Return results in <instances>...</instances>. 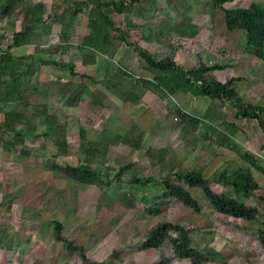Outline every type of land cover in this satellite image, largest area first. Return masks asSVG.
Instances as JSON below:
<instances>
[{"label":"rangeland","instance_id":"obj_1","mask_svg":"<svg viewBox=\"0 0 264 264\" xmlns=\"http://www.w3.org/2000/svg\"><path fill=\"white\" fill-rule=\"evenodd\" d=\"M43 1L48 11L54 5L63 8V0ZM253 2L264 4V0H237L236 3L249 6ZM234 5L228 4L226 7L232 8ZM186 16L192 18L197 26L194 36L190 33L184 38L176 33H166L169 28L172 30L175 23L184 22ZM111 17L123 30L129 28L130 20L134 24L130 28L131 40L139 41L157 59L168 55L172 43L169 38L174 37L178 43L182 41V47L176 55L178 64L186 69L196 67L200 64V55L209 66H225L227 69L224 71L213 73L216 80L225 82L241 77L245 81L237 84V91L244 101L255 104L264 102V60L246 51L244 35L228 31L225 14L220 10L214 12L209 0H157L155 7L141 0L135 2V7L128 13L113 11ZM89 20L87 10L76 17L73 44H81L82 38L90 32ZM18 26L19 22L13 26L7 18L0 19V36H3L4 48L12 42V32ZM160 28L164 29L165 35L162 36ZM61 30L59 24H53V32L51 36L45 37L44 44L59 42ZM148 33L151 39L144 41L143 36ZM43 49H48V45ZM33 51L34 47L28 46L24 53ZM13 53L16 56L20 54L17 48L13 49ZM44 57L47 58V55ZM55 57L74 62L77 72L92 77H102L106 69H114L119 65L139 78L154 77L146 61L126 44L120 46L113 59L97 54L91 57L92 60L85 58L78 49ZM58 80L82 81L80 77L71 75L68 67L45 66L33 78L32 84L36 89L31 92L36 101L48 104L51 112L67 123L68 146L59 148L54 137H29L26 139L27 144L33 150L30 155L21 156L6 151L4 143L0 142V264H86L77 254H67L62 243L55 239L53 221H60L64 225L65 235L83 245L87 257L95 264H157L162 257L171 259L170 264H194L191 260L175 259L170 247L159 251L140 249L139 245L143 243L149 229L167 219L204 231L205 238L202 237L197 243L211 258L212 264H244L238 253L243 257H258L254 264H264V252L253 236L243 237L245 244H230L222 232L227 227L219 223L220 216L210 208L200 189H192L202 206V213L197 214L171 199L161 182L148 186L130 183L133 172L141 175L153 173L145 154L123 142L133 124L146 133L144 148H169L186 167L205 166L208 178L215 177L228 165L232 170L239 166H250L234 148L227 147L224 142L218 143V135H212L205 127L189 137L184 135L183 124L178 121L174 109L180 107L202 117L210 107L211 99L180 93L164 101L158 95L147 92L140 104L130 105L117 100L103 86L93 87L88 79H84L92 91L106 93L103 99L105 106L99 107L92 102L89 94H85L81 105L72 108L67 96L59 94L55 86H46ZM216 110L219 113L217 127L227 131L229 125H238L239 131L232 136L233 146L256 159L264 168V131L259 122L253 119L238 120L236 109L230 102H218ZM2 121L0 116V125ZM36 124L39 131L45 128L43 118L37 119ZM81 128L86 129L90 140L110 144L103 171L112 178L111 186L100 188L81 184L47 165V159L57 154L62 156L60 161L78 164L82 158ZM209 136L214 140L211 141L214 145L205 150L204 145L210 141ZM11 139L9 135L5 136V141ZM128 163H135L134 167L124 173L122 182H118L116 172ZM252 169L262 189L256 192L257 197L243 201L249 206H256L260 218L264 220V200L259 198L264 197V174L256 168ZM213 187L220 194L235 196L232 187L218 184ZM155 205H159V213H154L157 211ZM242 224L252 226L247 222ZM115 250L122 251L120 258L112 257ZM258 252L261 254L258 255Z\"/></svg>","mask_w":264,"mask_h":264},{"label":"trees","instance_id":"obj_2","mask_svg":"<svg viewBox=\"0 0 264 264\" xmlns=\"http://www.w3.org/2000/svg\"><path fill=\"white\" fill-rule=\"evenodd\" d=\"M139 1L141 0H63V8L54 5L48 11V6L43 0H0V19L7 18L8 23L13 26L17 22L20 24V27H15L16 29L13 30L12 42L7 48L2 46L3 36H0V116L3 118L0 125V142L4 143L6 151L15 152L21 156H28L33 150V147L27 144L26 139L29 137H54L59 148L68 146L67 123L62 122L57 114L52 113L48 104L36 101L31 92L36 89L32 84L33 78L45 66L68 67L71 75L82 79L80 83L58 80L46 84L47 87L55 86L59 94L67 96L68 104L72 108H78L81 105L85 94L90 95L94 104L101 108L105 106L103 99L106 93L92 91L83 81L84 79H88L93 87L103 86L117 100L130 105L140 104L147 92L158 95L164 101L180 93L209 98L212 103L202 117L192 115L180 107L174 109L178 121L183 124L184 135L189 137L205 127L212 135H218V143L224 142L227 147L234 148L243 159L250 163V166H239L232 170L228 165L215 177L208 178L205 175V166L186 167L179 162L169 148H144L146 133L137 124H133L128 129L123 142L145 154L153 168V173L141 175V173L133 172L130 183L136 186H148L161 182L171 199L179 201L197 214L202 213V206L193 195L192 189H200L210 208L220 216L219 223L227 227L222 232L230 244L243 242V237L253 236L264 252V220L260 218L261 214L256 206H249L243 201L257 197L256 192L262 189L252 167L263 174L264 168L256 159L233 146L232 136L239 131L238 125H229L230 129L227 131L219 129L216 125L219 116L216 110L217 103L230 102L236 109L238 120H257L264 131V102L255 104L244 101L237 91V84L245 81L241 77H234L225 82L216 80L213 73L224 71L227 69L225 66L219 64L209 66L204 63L200 55H198L201 59L200 64L196 67L186 69L178 64L176 55L178 49L182 47L181 40L178 43L176 38L170 37L172 43L169 53L161 59H157L139 41H132L130 28L132 29L134 24L128 20L129 28L123 30L111 17V12L128 13L135 7V2ZM143 1L154 7L157 2V0ZM209 2L214 12L220 10L225 14V25L228 31L244 35L246 51L253 57L264 60V4L253 2L249 6H239L236 3L237 0H209ZM228 4L236 5L228 8L226 7ZM186 9L188 10V7ZM86 10L90 16L88 23L90 32L82 38L81 44L75 45L72 43V34L76 28L75 19ZM53 24H59L62 28L59 34L60 41L44 44L45 37L51 36L53 32ZM196 28L192 18L186 16L184 22L175 23L171 27L172 30L169 28L166 33H176L186 38L190 33L194 36ZM160 30L162 36L165 35L164 29L160 28ZM150 33L143 36L144 41L151 39ZM122 44L133 47L146 61L149 71L154 76L153 79L139 78L123 65L106 69L102 77H92L77 72L74 62L67 61L63 57H55L57 54L78 49L85 58H93L100 54L113 59ZM45 45H48V49L44 50ZM28 46L34 47L32 53L20 56L13 53L15 48ZM44 55H47V58ZM13 104L15 107L11 108ZM39 118L45 120V128L42 131L38 130L36 124ZM6 135L11 136L12 139L5 141ZM79 137L82 158L79 159L78 164L60 161L62 156L57 154L47 159V165L81 184L95 185L100 188L111 186L112 178L103 171L110 144L90 140L85 128L79 130ZM211 141L214 140L210 139L208 144L204 145L205 150L213 147L214 143ZM134 164L128 163L121 166L116 172V180L122 182V176L127 170H132ZM214 184L232 187L235 190V196L220 194L214 189ZM259 198L264 200V197ZM154 207H157L154 213L161 211L159 205ZM53 222L56 231L55 239L62 243L66 253L77 254L86 264H95L87 257L83 245L65 235L64 225L60 221ZM243 222L252 226L242 224ZM203 236L204 231L167 219L149 229L139 247L142 251H159L170 247L175 259L191 260L194 264H212L211 258L200 249L197 243H200ZM121 254V250H115L112 257L120 258ZM237 255L243 259L244 264H254L258 258L243 257L239 253ZM233 257L234 255L231 256ZM170 262L171 259L162 257L157 264H170Z\"/></svg>","mask_w":264,"mask_h":264},{"label":"crops","instance_id":"obj_3","mask_svg":"<svg viewBox=\"0 0 264 264\" xmlns=\"http://www.w3.org/2000/svg\"><path fill=\"white\" fill-rule=\"evenodd\" d=\"M26 48V47H25ZM25 48H17L18 50H19V53L21 54V55H23V54H25L24 52H25ZM28 53H31V52H28ZM27 53V54H28ZM20 54L18 55V56H20Z\"/></svg>","mask_w":264,"mask_h":264},{"label":"water","instance_id":"obj_4","mask_svg":"<svg viewBox=\"0 0 264 264\" xmlns=\"http://www.w3.org/2000/svg\"><path fill=\"white\" fill-rule=\"evenodd\" d=\"M17 101H19V97L17 96Z\"/></svg>","mask_w":264,"mask_h":264}]
</instances>
